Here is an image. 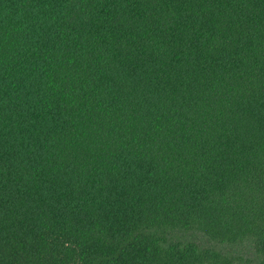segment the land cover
<instances>
[{
  "label": "trees",
  "instance_id": "trees-1",
  "mask_svg": "<svg viewBox=\"0 0 264 264\" xmlns=\"http://www.w3.org/2000/svg\"><path fill=\"white\" fill-rule=\"evenodd\" d=\"M0 264H264V0H0Z\"/></svg>",
  "mask_w": 264,
  "mask_h": 264
}]
</instances>
